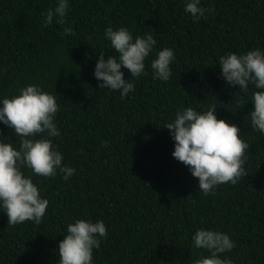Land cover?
I'll list each match as a JSON object with an SVG mask.
<instances>
[{"label":"trees","instance_id":"1","mask_svg":"<svg viewBox=\"0 0 264 264\" xmlns=\"http://www.w3.org/2000/svg\"><path fill=\"white\" fill-rule=\"evenodd\" d=\"M54 3L0 0V96L29 83L51 92L61 133L53 143L76 171L68 180L33 175L48 200L41 223L8 225L0 212V264H56L73 218L106 225L94 264H191L207 255L192 247L198 227L227 233L235 247L222 255L235 264H264V135L249 127L250 97L228 86L217 64L229 51L264 49V0H201L214 13L199 21L184 12L183 0H69L63 26L41 15ZM109 25L156 40L145 74L131 78L121 68L135 85L123 99L99 89L93 76L100 52L115 54L103 37ZM163 47L175 53L166 82L153 79L149 67ZM210 104L218 119L240 128L249 149L247 175L203 195L172 157L174 141L162 126L181 105ZM0 136L16 145L2 124Z\"/></svg>","mask_w":264,"mask_h":264},{"label":"clouds","instance_id":"2","mask_svg":"<svg viewBox=\"0 0 264 264\" xmlns=\"http://www.w3.org/2000/svg\"><path fill=\"white\" fill-rule=\"evenodd\" d=\"M69 7V0H55L54 6L42 10L41 15L47 23L54 21L63 26ZM183 10L194 21L207 19L208 14L214 13L211 7H203L201 0H183ZM65 31L71 32V28ZM103 37L115 54L105 58L104 51L100 52L93 76L99 89L119 92L123 99L134 91L135 85L133 79L124 78L121 68L131 78L145 74V60L153 53L156 40L151 32L134 36L127 27L114 29L111 25L105 27ZM174 60L173 49L155 50L149 65L153 79L168 81ZM217 64L225 83L239 86L250 97L249 127L264 135V49L229 51L218 57ZM58 108L56 97L36 83L20 87L16 94L0 96V124L11 129L16 137L14 146L0 136V212L6 214L8 225L41 223L48 200L33 182V175L48 178L59 174L68 180L76 171L62 163L63 153L53 143V138L61 134L55 122ZM216 108L214 104L201 108L181 105L162 126L169 130L174 141L172 157L188 168L203 195L214 193L221 184L235 185L247 175L244 163L249 144L235 123L217 118ZM62 236L56 264H94L93 250L99 249L101 239L107 237V229L99 219L73 218ZM191 242L193 248L207 253L198 255L191 264H235L233 259L222 255L235 247V241L227 233L198 227Z\"/></svg>","mask_w":264,"mask_h":264}]
</instances>
